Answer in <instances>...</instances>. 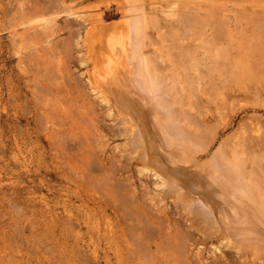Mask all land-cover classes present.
Returning a JSON list of instances; mask_svg holds the SVG:
<instances>
[{"label":"bare ground","instance_id":"bare-ground-1","mask_svg":"<svg viewBox=\"0 0 264 264\" xmlns=\"http://www.w3.org/2000/svg\"><path fill=\"white\" fill-rule=\"evenodd\" d=\"M49 2L19 3V19L13 16L9 27L15 38L21 36L17 27H24L26 35L21 39L28 35L35 53L39 46L45 49V57L31 63L30 71L51 145L75 186L67 199L75 197L77 202L64 204L69 216L63 219V228L68 230V224L80 216L93 224L94 231L104 235L108 249L115 253L112 264H264V196L260 194V203L249 204L247 200L245 151L233 148L228 152L219 146L204 162L213 142L200 148L192 138L198 134L196 128L185 127V135L178 137L168 98L173 87L164 84L170 77L159 75L160 63L146 54L149 24L158 29L160 22L178 27L174 35L182 32L187 42L178 59L168 56L169 65L172 70L182 66L188 72L185 76L204 85L209 83L207 71L224 67L229 53L235 57L237 47L242 46L243 38L236 29H224L218 17L215 21L220 29L215 33V21L206 17L208 6L215 4L203 0L118 1L116 8L125 14H121L125 20L114 26L106 19L112 9L109 2L93 6L83 0H58L57 10ZM0 12H7L2 0ZM62 16H66L68 36L53 41ZM224 38L233 49L223 56L213 55L209 41ZM51 42H55L53 48ZM76 49L88 78L86 82L77 80L74 86L67 58ZM24 51L16 49L20 60ZM99 103L106 108L104 116L111 118L110 123L101 118ZM115 137H123L131 147L111 146ZM252 160L255 162V157ZM139 161L153 163V171L145 172L148 170L137 165ZM169 201L183 212H177L178 216L172 213ZM89 202L96 205L90 207ZM199 221L205 222L198 226L203 235L218 237L221 245L226 250L233 248L234 253L209 260L197 252L196 256L188 255L189 229Z\"/></svg>","mask_w":264,"mask_h":264},{"label":"rangeland","instance_id":"rangeland-1","mask_svg":"<svg viewBox=\"0 0 264 264\" xmlns=\"http://www.w3.org/2000/svg\"><path fill=\"white\" fill-rule=\"evenodd\" d=\"M33 1L35 0H2L7 12H0V264H112L116 260L115 253L108 249L104 235L94 231L93 224H87L80 216L68 224V230L63 228V219L69 216V212L64 211V204L69 201L77 202L75 197L73 200L67 199V194L72 193L75 186L67 178L63 164L58 162L56 151L51 145L43 123V110L37 105L39 96L30 71L31 63L45 57V49L41 46L36 49L37 58L29 36L21 39V36L26 35L24 27H17L21 36L16 38L12 36L13 32L9 27L13 16L19 19V13L16 12L18 4L26 5ZM112 1H115L114 4ZM118 1L122 0H83L84 4L93 6H104L109 2L112 9L107 12L106 19L111 26L119 25L125 20L122 18L125 14L116 8ZM203 1H207L209 5L215 4V7L208 6L209 15L206 17H211L213 21L220 17L224 29L231 26L243 38V44L237 47L235 57L229 53L224 67L210 68L207 71L206 80L209 83L198 85L196 80H190L185 76L188 72L182 66H176L177 69L172 70L168 56L178 59L187 42L183 39L182 32L174 35V31L178 29L174 25L160 22L158 29L149 24L150 39L147 41L146 54L152 55L160 63L161 66L157 68L159 75L170 77V80L163 82L169 84L168 88L173 87L168 98L172 102L170 111L173 122L178 126V137H182L183 133L185 135L183 128H196L199 130L197 136H191L197 140L200 148L213 142L204 162L211 158L212 151L219 146L228 152L233 148L244 150V166L247 168L243 175L249 184L247 200L249 204H254V201L260 203L264 196V0ZM57 3L58 0H50L49 6L57 10ZM219 4H222L220 8L217 7ZM146 15L152 16L148 13ZM235 16L240 19L239 22L235 21ZM65 17L58 19L56 26L60 30L53 41L67 38ZM208 23L212 26L211 22ZM214 24V32L217 33V29H220L218 22L215 21ZM54 43H50L52 48ZM18 47L25 50L21 60L16 52ZM233 47L225 38L210 40L208 43L213 55L223 56ZM79 53L77 49L73 50L70 58H67L70 70L74 73V86L77 85V80L86 82L88 78L84 72L86 66L79 64ZM46 54H49V49ZM171 74L175 77L174 83L171 81L174 78ZM91 95L94 97L93 93ZM95 100L98 101L96 98ZM219 103L223 105L220 106ZM97 107L104 122L110 123L111 118L104 116L106 108L101 103ZM110 142L111 146L116 145L118 149L131 147L123 137H115ZM117 148L116 152L119 151ZM252 157H255V162ZM141 162L137 163L141 169L148 170L145 172L153 171V163ZM177 202L180 204L181 200ZM88 204L90 207L96 205L94 202ZM169 205V210L176 216L177 212H183L182 208L175 207L171 201ZM199 223L205 222L199 221L195 225L197 227L189 229L193 239L188 240L189 245L187 242L190 247H186V251H190L189 254L187 252L188 255L196 256L200 253L198 256L209 260L234 253L231 247L226 250L227 247L221 245L218 237L213 235L208 239L203 235L198 228L203 224ZM193 236H200L201 239H194Z\"/></svg>","mask_w":264,"mask_h":264}]
</instances>
